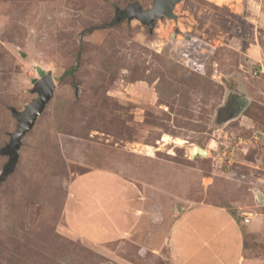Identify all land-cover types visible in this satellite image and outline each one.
Instances as JSON below:
<instances>
[{
  "label": "rangeland",
  "instance_id": "1",
  "mask_svg": "<svg viewBox=\"0 0 264 264\" xmlns=\"http://www.w3.org/2000/svg\"><path fill=\"white\" fill-rule=\"evenodd\" d=\"M153 2L0 0V151L37 68L54 83L0 180V264H170L185 208L264 214V0L128 19Z\"/></svg>",
  "mask_w": 264,
  "mask_h": 264
},
{
  "label": "crops",
  "instance_id": "2",
  "mask_svg": "<svg viewBox=\"0 0 264 264\" xmlns=\"http://www.w3.org/2000/svg\"><path fill=\"white\" fill-rule=\"evenodd\" d=\"M252 216L254 222L246 227L251 219L239 221L221 205L202 202L185 208L168 230L169 263L264 264V257L256 250L260 244L264 248V214Z\"/></svg>",
  "mask_w": 264,
  "mask_h": 264
},
{
  "label": "water",
  "instance_id": "3",
  "mask_svg": "<svg viewBox=\"0 0 264 264\" xmlns=\"http://www.w3.org/2000/svg\"><path fill=\"white\" fill-rule=\"evenodd\" d=\"M178 1L179 0H154L151 7L147 10H143L139 4L135 3L128 7L127 10L125 9V11L128 13V19L135 17L139 19L140 22L147 25L149 29H152L154 21L157 19L164 16L175 19L172 11ZM37 74L40 76V80H38L31 89V92L37 93V98L26 105L22 111L12 109V115L17 119L18 126L16 131L11 134L10 142L0 151L1 154L8 155V161L3 168L0 180L5 179L7 175L13 171L14 165L18 159L21 137L32 127L34 120L52 96L54 83L51 74L45 73L44 70L40 68H37ZM204 153L205 150L203 148L193 146L190 156H203L202 154ZM258 202L262 203L260 197L258 198Z\"/></svg>",
  "mask_w": 264,
  "mask_h": 264
},
{
  "label": "built area",
  "instance_id": "4",
  "mask_svg": "<svg viewBox=\"0 0 264 264\" xmlns=\"http://www.w3.org/2000/svg\"><path fill=\"white\" fill-rule=\"evenodd\" d=\"M200 46H202V44H200V43H198L195 47H196V50L195 51H192L190 54H193L195 57H192L191 59H189L190 60V64H189V66H191V68H194V66H197L198 65V61L199 60H202L201 58L200 59H198V58H196L197 56L199 57V55H198V53H199V50H198V48L197 47H200ZM194 49V48H193ZM195 61H197V62H195ZM255 138V137H254ZM244 214V218H243V221L244 222H248L249 221V219L252 217V213H243Z\"/></svg>",
  "mask_w": 264,
  "mask_h": 264
},
{
  "label": "bare ground",
  "instance_id": "5",
  "mask_svg": "<svg viewBox=\"0 0 264 264\" xmlns=\"http://www.w3.org/2000/svg\"><path fill=\"white\" fill-rule=\"evenodd\" d=\"M209 1H212V2H214V3H216V4H223V3H226V2H229V1H231V0H209ZM225 5V4H224ZM193 147V146H192ZM192 147H191V149H190V152L192 151ZM150 149V148H149ZM205 150V153L204 154H202L203 156H206L205 154L207 153V151H206V149H204Z\"/></svg>",
  "mask_w": 264,
  "mask_h": 264
},
{
  "label": "trees",
  "instance_id": "6",
  "mask_svg": "<svg viewBox=\"0 0 264 264\" xmlns=\"http://www.w3.org/2000/svg\"><path fill=\"white\" fill-rule=\"evenodd\" d=\"M74 69H75V68H71L70 70H68V71L64 72V75H65V74H68V73H71V72H73V71H74Z\"/></svg>",
  "mask_w": 264,
  "mask_h": 264
},
{
  "label": "flooded vegetation",
  "instance_id": "7",
  "mask_svg": "<svg viewBox=\"0 0 264 264\" xmlns=\"http://www.w3.org/2000/svg\"><path fill=\"white\" fill-rule=\"evenodd\" d=\"M234 107H235V105L232 106V108H234Z\"/></svg>",
  "mask_w": 264,
  "mask_h": 264
}]
</instances>
